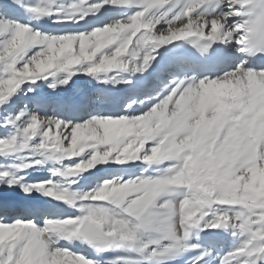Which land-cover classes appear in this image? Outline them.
<instances>
[{
  "label": "snow or ice",
  "instance_id": "obj_1",
  "mask_svg": "<svg viewBox=\"0 0 264 264\" xmlns=\"http://www.w3.org/2000/svg\"><path fill=\"white\" fill-rule=\"evenodd\" d=\"M0 264H264V0H0Z\"/></svg>",
  "mask_w": 264,
  "mask_h": 264
},
{
  "label": "bare ground",
  "instance_id": "obj_2",
  "mask_svg": "<svg viewBox=\"0 0 264 264\" xmlns=\"http://www.w3.org/2000/svg\"><path fill=\"white\" fill-rule=\"evenodd\" d=\"M81 83L79 84L80 86L77 85V87H84V88H92V87H94V85H85V86H83L84 83L82 85H81Z\"/></svg>",
  "mask_w": 264,
  "mask_h": 264
},
{
  "label": "rangeland",
  "instance_id": "obj_3",
  "mask_svg": "<svg viewBox=\"0 0 264 264\" xmlns=\"http://www.w3.org/2000/svg\"><path fill=\"white\" fill-rule=\"evenodd\" d=\"M82 82V83H81ZM81 83V85L84 83L83 81H78V86H80L79 84ZM86 84L84 83V85L83 86H85ZM47 91V90H46Z\"/></svg>",
  "mask_w": 264,
  "mask_h": 264
}]
</instances>
